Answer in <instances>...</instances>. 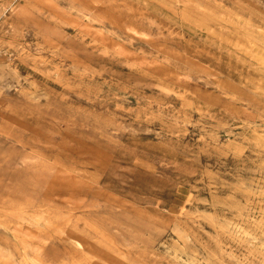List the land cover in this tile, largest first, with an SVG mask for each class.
<instances>
[{
  "label": "rangeland",
  "instance_id": "rangeland-1",
  "mask_svg": "<svg viewBox=\"0 0 264 264\" xmlns=\"http://www.w3.org/2000/svg\"><path fill=\"white\" fill-rule=\"evenodd\" d=\"M0 264H264V0H0Z\"/></svg>",
  "mask_w": 264,
  "mask_h": 264
}]
</instances>
